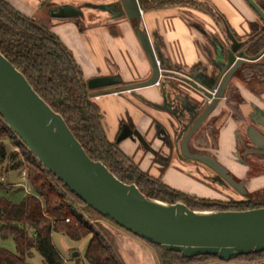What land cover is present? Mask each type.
<instances>
[{
	"label": "crops",
	"instance_id": "obj_1",
	"mask_svg": "<svg viewBox=\"0 0 264 264\" xmlns=\"http://www.w3.org/2000/svg\"><path fill=\"white\" fill-rule=\"evenodd\" d=\"M6 1L26 16L47 22L44 14L47 11L46 4L53 0ZM117 1L102 0L92 4L87 0L85 4L91 7L95 17H87L82 30L75 24L80 17H57L55 14L59 11L55 7L51 13L55 23L51 30L72 52L82 68L85 80L89 82L95 78L118 76L123 83L112 88L138 84L152 75L150 61L137 35V21L123 16L118 7L110 12L102 9L104 5H115ZM158 1L153 0L154 4ZM199 2L204 6H163L143 11L141 28L147 31L160 66L168 72L160 84L131 92L93 97L103 113L104 128L110 141L118 143L121 150L144 172L168 184L185 175L176 168L182 164L178 144L196 117L203 113L208 102L206 96L193 88L186 78L193 79L202 87L213 85L227 63L231 50L227 28L239 42L248 41L255 31L263 29V24L243 0ZM63 5L72 3L64 2ZM210 10L219 18L220 24L209 13ZM112 13L118 18L117 24L113 21L116 19L108 17ZM240 69L233 76L226 96L233 100L232 105L241 108L245 116L256 109L262 117L264 83L253 79L263 90L258 91L256 87L250 90V80H244ZM101 90L91 91L93 94ZM224 105V101L218 104L209 120L219 116ZM229 111L232 113V109ZM224 115L218 121V126H222L221 144L223 140L227 141L228 132L235 126L230 121H225L223 125V117L230 116ZM125 129L128 136L118 142ZM219 158H225V155L221 153ZM149 249L156 263L155 254ZM121 257L126 264L124 255Z\"/></svg>",
	"mask_w": 264,
	"mask_h": 264
},
{
	"label": "water",
	"instance_id": "obj_2",
	"mask_svg": "<svg viewBox=\"0 0 264 264\" xmlns=\"http://www.w3.org/2000/svg\"><path fill=\"white\" fill-rule=\"evenodd\" d=\"M264 22V10L255 0H245ZM121 10L122 15L137 21V35L152 67L151 77L138 84H122L118 76L95 78L88 82L92 94H118L160 84L168 72L159 64L154 46L141 28L143 10L138 0H120L102 9ZM57 9V8H56ZM55 16L66 19L83 17L73 5L58 7ZM231 50L212 86H196L211 103L196 120L182 143L183 155L199 161L215 171L242 193L246 191L228 175V169L207 154H192L190 138L224 98L235 73L244 64L255 62L264 55H249L227 28ZM243 48V49H242ZM216 91V94L213 93ZM0 117L19 137L39 162L59 182L79 197L87 206L110 218L134 236L177 252L187 258L216 256L230 262L241 255L264 252V207L246 211H197L183 202L174 204L146 196L136 184L117 178L101 161L93 160L76 138L65 118L56 112L33 88L25 75L0 51ZM262 121V122H261ZM258 121L264 125V120ZM128 136L125 129L118 142Z\"/></svg>",
	"mask_w": 264,
	"mask_h": 264
},
{
	"label": "trees",
	"instance_id": "obj_3",
	"mask_svg": "<svg viewBox=\"0 0 264 264\" xmlns=\"http://www.w3.org/2000/svg\"><path fill=\"white\" fill-rule=\"evenodd\" d=\"M255 1L264 10V0ZM146 3H141L143 11L183 5V0ZM250 9L264 24L258 14L251 7ZM209 13L216 17L213 10ZM246 48L249 55L259 54L264 49V31L248 41ZM0 51L25 75L36 92L65 118L93 160L104 163L121 181L136 184L146 196L171 204L183 202L197 211H246L264 207L253 200L216 204L195 202L188 194L172 190L162 181L141 171L121 150L119 144L108 138L103 113L94 102L88 81L72 52L47 26L26 16L6 0H0ZM241 71L246 73L244 80L262 78L263 81L260 82L264 83V63H247ZM1 121L6 126V132L18 140L23 156L26 157L27 181L31 192L16 198L14 195L18 191H14L12 185H5L0 181V235L3 239L11 238L17 250V253H13L0 248V264H27V258L34 251L42 256L44 264H62L63 259L53 242L54 232H62L76 241L95 234L86 251L88 263L125 264L108 238L105 242L99 234L86 229L83 212L120 226L87 206L59 182L3 119ZM203 130L205 129L201 132ZM2 132L5 133V130ZM4 158L6 150L0 144V161ZM23 165L24 162L19 161L13 169L21 170ZM74 202L84 209L78 208ZM144 243L153 250L158 264H264V252L241 255L230 262H224L210 255L187 258L180 253L164 250L159 245L146 241Z\"/></svg>",
	"mask_w": 264,
	"mask_h": 264
},
{
	"label": "rangeland",
	"instance_id": "obj_4",
	"mask_svg": "<svg viewBox=\"0 0 264 264\" xmlns=\"http://www.w3.org/2000/svg\"><path fill=\"white\" fill-rule=\"evenodd\" d=\"M86 1L87 0L64 1L68 3H72L73 6L80 7V11L83 14V17L79 16L80 19L79 20L76 19L75 21V24L79 30L83 29V25L86 22L87 17H90V18L95 17L94 12L91 11L92 10L91 7L85 4ZM88 1H90L92 4H95V3H100L102 0H88ZM64 2L63 0H53V1L47 2L46 4L47 11H45L44 13L45 19L47 22L41 21L37 17H33V16H32V19H34L35 21L41 24L46 25L51 30L53 24H55L53 18L51 17L52 15L51 13L54 9L53 7L55 8L61 7L63 6ZM196 2L198 3L199 6L200 5L204 6V4H201L198 0ZM108 17H110L111 19H116L113 21L115 22V24H117L116 21H118V18H116L115 13H112ZM261 62H264V59ZM242 74H243L242 77L245 78L246 73L243 71ZM253 79H250L248 88H250L251 90V88L254 89L256 87V88H259L258 91L263 90L261 85L259 87V85L255 83L256 81L255 82L252 81ZM257 81H263V79L258 78ZM234 89H235V86H233V92H234ZM225 102L226 101H224L225 105L223 107L221 114L222 115L228 114L230 116H228V118L223 117L221 122L223 123V125H225V121L226 122L230 121L232 123L237 122L239 120L238 114L240 113L242 114L241 108H239L237 105H232L231 103H228V102L225 103ZM229 108L232 109V113L229 111L230 110ZM235 117L236 118L238 117V118L236 119ZM1 120L2 119L0 118V130L4 129L5 133H3L2 130L0 131V134H1L0 144H2L5 147L6 158L0 161V181L5 185H9V184L12 185L14 188V191H18L17 193H15L14 196L16 198H21L26 194H30L31 192L30 191L31 188L28 184V181L26 182V185H28L29 187L23 186L22 184H24L25 181L21 179V171L26 170L27 172V168H26L27 163L25 161L26 157L23 156V152L20 149L18 140L13 135H10L6 132V129H5L6 126ZM216 125H217L216 127H218V129L216 130V134H218V131H220V128L222 126H218V123ZM203 128L206 130H203L201 134L205 135L207 129L209 130V128L208 127H203ZM238 128L242 129L240 125L239 126L236 125V129ZM209 131H210V135L213 136L212 129H210ZM214 139L213 138L211 139V141L213 142L210 141V144L208 147L212 149L211 152L214 155H216L218 158L221 155V153L225 155L229 151L227 149L228 140L222 141L223 149L220 150V146L216 144L217 141L214 142ZM233 153H235V151H233ZM237 155H238V150L234 154V158ZM14 156L15 158H13ZM240 156L242 157V155H239L237 156V158H240ZM128 157L138 166V164L130 156ZM224 159H222L223 162L227 163L228 168L232 170L233 172H235L239 178L241 179L245 177L247 178L248 197L251 200H253L255 203H257L258 205H264V160H261L260 157L258 158L249 157L247 161L249 167L248 166L244 167L239 162L233 163V162H230ZM19 161L24 162V165L21 168V170L13 169V166L16 165ZM196 162L197 161L192 160V162L184 161V163L178 164L176 168L185 175L179 176V179L176 182L175 181L169 182V184L171 185H169L167 182L165 183L159 178H155V179L162 181L163 183L168 185L172 190L180 191L185 194H188L189 196L193 198L195 202H206L208 204H216L220 202H227L230 200H237V201L241 200L240 199L241 197L239 196V194L233 193V195H231V192L226 191L220 184L218 185V183L212 182V180L207 179V177L203 174L202 170L198 168H195V171L191 170L192 166L195 165ZM244 162H245V159H244ZM140 170L143 171L141 168ZM240 195L245 196V193H241ZM74 203L81 210L84 209V207L78 205L77 202H74ZM83 213L85 216V224L87 227L86 229L88 231L90 230L91 233H93L94 231L95 233L99 234L102 237V239L105 240V242H106V239L108 238V240H110L114 244L120 257L121 255L122 256L124 255L126 264H158L156 255H154L156 258V263H155L153 259V255L147 243H144V241H142L141 239L121 229L120 227L116 226L115 224L111 223L108 220L101 219L98 216L92 217L89 213H86V212H83ZM93 235L95 234H90L89 236H86L76 241L62 232H54L52 236L53 242L56 245L59 251V254L61 255L63 259L62 264H89L85 256H86V251L88 249V246L93 238ZM0 248H5L9 250L10 252L17 253L16 245L14 241L11 238L3 239L1 235H0ZM26 261H27V264H44L42 256L37 251H34L33 255L31 257H28Z\"/></svg>",
	"mask_w": 264,
	"mask_h": 264
},
{
	"label": "flooded vegetation",
	"instance_id": "obj_5",
	"mask_svg": "<svg viewBox=\"0 0 264 264\" xmlns=\"http://www.w3.org/2000/svg\"><path fill=\"white\" fill-rule=\"evenodd\" d=\"M196 1L197 0H183V5H188V6H191V7H194V8H199V5H198V3ZM243 1L246 3L245 0H243ZM119 2H120V0H118L115 3L117 4ZM138 2L140 4L141 9H142V6H141L142 4L141 3H145V4H147L146 2H149V4H150V2L154 3L153 0H138ZM257 19L259 20L258 17H257ZM218 21H219V19H218ZM260 23L263 24L261 21H260ZM219 24H220V21H219ZM263 31H264V24H263V29L261 31H259V30L255 31L248 41H250L252 38H255L256 36L261 34ZM245 48H246V45H245ZM263 57H264V55L260 59H258L257 61L251 62V63H264V62H260V60ZM186 80L188 82H190V84H191V86L193 88H195L196 90L200 91L199 89L196 88V86L202 87L201 85H199L197 82H194V80L191 79V78H186ZM215 81H214V83H215ZM228 88H229V85H228L227 89ZM227 89L225 91L224 98L219 102V104H221L222 101H226L228 103H231V101H232V103H234L233 100L229 99L230 98L229 96H226ZM215 94H216V91L213 93V95H215ZM210 103H211V100L208 99V102H207L206 107L204 108V111L208 108ZM253 108H254V105H253ZM215 110L209 115L207 120H209L210 116L215 112ZM204 111H203V113H204ZM238 115H239V118L238 117L237 118L239 120L237 122L233 121L235 123L234 124L235 126L227 134V140H228L227 141V145H228L227 149L229 151L225 154V159L230 161V162H233V163H235V162L238 163L239 162L242 166H244V167L248 166L249 167V165L247 163L249 157H253V158L260 157L261 160H264V125L261 124L260 122H258V121L264 120V116L261 117L256 109H255V111L252 114H248V116L247 115L245 116L243 113L242 114L240 113ZM200 116L196 117V119L193 121L192 125L185 131L186 133L184 134L183 138L181 139L180 143L178 144V149H179V152H180V155H181L180 158L182 160V163H184V161H191L192 162L191 159H188V158H186L183 155L182 143H183V140H184L185 136L187 135V133L190 131V129L193 126V124L196 122V120ZM222 116L223 115L220 113L219 116L212 117L208 122L206 120L203 123V125L200 126V128L197 130V132L192 135V137L189 140L188 147H189V150H190V152L192 154H207V155H210L213 158H215L221 165L226 167L228 169V175L231 176L232 179L237 184H242V183L244 184L242 188L246 191L245 196H241L240 194L242 192L239 189H237L235 186L230 184L228 181L220 179L218 174L215 171H213L211 168H209L208 166L204 165L203 163H201L199 161H197L196 164L192 166L191 170L195 171V168H198V169L202 170L203 174L207 177V179L212 180V182L218 183V185L220 184L226 191H230L231 195H233V193H237L241 197L240 198L241 200H238V201L237 200H230V201H227V202L248 201V200H251V199L248 197V190H247V187H248V185H247L248 182L247 181L248 180H247V178L246 177L242 178V179L239 178L235 172H233L232 170H230L228 168V164L223 162L222 159H224V158H222V159L219 158V157L217 158V156L214 155L211 152L212 149H210L208 147L209 144H210L211 139L215 138L214 142L217 141L216 144L220 146L221 150L223 149L222 144L219 142L220 141V131H218V134H216V130L218 129V127H216L217 126L216 124L218 123L219 119ZM213 118H215V119H213ZM206 122L208 123L207 125H206ZM205 125L209 128V130L212 129L213 136L210 135V131L208 129H207L205 135L201 134V130H202L203 126H205ZM236 125H238V126L240 125L242 127V129L241 128L236 129ZM211 142H213V141H211ZM237 150H238V155L237 156L242 155V157L240 156V158H237V156H236L234 158V154L237 152ZM233 151H235V153H233ZM244 159H245V162H244ZM193 161H195V160H193ZM197 163H199L200 165L197 164ZM191 170H189V171H191Z\"/></svg>",
	"mask_w": 264,
	"mask_h": 264
},
{
	"label": "built area",
	"instance_id": "obj_6",
	"mask_svg": "<svg viewBox=\"0 0 264 264\" xmlns=\"http://www.w3.org/2000/svg\"><path fill=\"white\" fill-rule=\"evenodd\" d=\"M21 179L23 180V181H25V183L24 184H22L23 186H27V187H29L28 185H26V182H27V172H26V170H23V171H21ZM26 187V188H27ZM25 188V187H24ZM31 191V190H30ZM67 222H70V219H67Z\"/></svg>",
	"mask_w": 264,
	"mask_h": 264
}]
</instances>
